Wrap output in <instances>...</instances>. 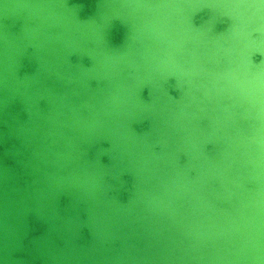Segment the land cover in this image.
<instances>
[{"label":"water","instance_id":"1","mask_svg":"<svg viewBox=\"0 0 264 264\" xmlns=\"http://www.w3.org/2000/svg\"><path fill=\"white\" fill-rule=\"evenodd\" d=\"M0 264H264V0H0Z\"/></svg>","mask_w":264,"mask_h":264}]
</instances>
